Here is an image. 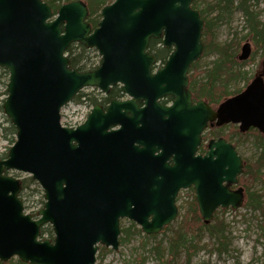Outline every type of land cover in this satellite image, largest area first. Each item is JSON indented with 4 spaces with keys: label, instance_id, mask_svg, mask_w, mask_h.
<instances>
[{
    "label": "water",
    "instance_id": "water-1",
    "mask_svg": "<svg viewBox=\"0 0 264 264\" xmlns=\"http://www.w3.org/2000/svg\"><path fill=\"white\" fill-rule=\"evenodd\" d=\"M193 0H114L101 8L94 28L81 0L53 14L43 0H0V67L8 71L4 114L16 140L0 159V261L95 264L99 245L118 248L120 219L156 234L177 215L180 189L192 187L198 212L212 220L218 208L238 209L236 186L243 159L223 137L198 152L207 126L226 123L264 134V61L239 93L212 108L191 100L188 72L202 54L204 20ZM172 48L153 72L151 39ZM73 43L95 48L93 70L69 66ZM251 53L249 42L239 60ZM120 84L127 100L95 105L76 128L62 126L60 108L86 86L107 93ZM171 95V105L158 100ZM144 105L139 106L138 100ZM29 174L43 190L39 217L23 213L21 181ZM50 224L53 240L40 239Z\"/></svg>",
    "mask_w": 264,
    "mask_h": 264
},
{
    "label": "rangeland",
    "instance_id": "rangeland-1",
    "mask_svg": "<svg viewBox=\"0 0 264 264\" xmlns=\"http://www.w3.org/2000/svg\"><path fill=\"white\" fill-rule=\"evenodd\" d=\"M69 1L70 0H60V3ZM197 1L198 10L216 5V0ZM110 2L111 0H105V4H109ZM247 5L249 9L255 13L259 21L264 20V0H249ZM99 13L100 9L96 11V14ZM216 13L217 11L213 10L212 12H208L207 10L203 16L210 21V34L214 44L220 46L232 44V49L235 51V53L232 52V54H234L235 61L240 64V66H236V68L238 67L236 70L240 69V71L244 72V78L235 79L234 82H231V84L228 85V91L231 92L240 89L239 92H241L248 81H251L255 74L262 69L264 51L254 43L250 34L244 38V35L249 33V26L243 11L237 7L236 2L230 15H223L219 19H214ZM99 18L100 17L97 19ZM89 19L90 18H87L88 21ZM204 38L207 40V37L202 35V41H204ZM245 42H249L251 45V54L248 59L240 61L237 56L241 53V47ZM160 46L161 44L158 42L154 44V48ZM152 50H154L153 47ZM87 55L92 61V66H97L99 58L95 56V51ZM217 57L218 55L212 52L201 55V57L194 62L193 65H195L194 67L198 70V75L201 72L200 77L203 71L211 67L212 62L216 60ZM193 73L194 69L191 67L189 75ZM198 77L199 76H197V78ZM7 81L8 73L5 72L4 68L0 67V105H2L6 97L4 91L6 90ZM87 95L88 100H85L81 106L69 103L68 106L63 108L62 115L65 116L61 120L64 125L67 124L69 127H74L83 123L88 113L91 111L92 105L97 102L101 103L102 101V99H100L101 94L95 91H88ZM229 95H232V93ZM228 97L230 96L225 95L219 97L215 95L212 100L207 97L201 99H204L208 103L212 102L209 104L216 108ZM75 110H77V112L73 115L76 117L70 116L69 114ZM7 121H9V119L5 116L4 112L0 110V159L5 158L9 148L13 144L11 139L13 137L11 135H8L9 137L3 136L4 131L2 128L3 126H7ZM238 129V124L233 123L223 126L213 125L207 127L202 135L204 142L203 149L206 148L205 145L211 138L215 139L221 136L236 145L237 152L244 161H254L259 154V150L256 147L255 134L253 132L258 131L256 129H254V131L253 129H249L247 132L241 133ZM6 174L22 181L20 196L23 200L25 210L33 214V216H38V211L43 207L44 203L43 190L40 185L35 182V180H31V176L27 173L9 170ZM238 185L245 188L244 183L239 182ZM247 190L246 199L248 200L250 199L249 193H253V197L256 193L264 194V175H261L258 180L251 183ZM194 197L195 192L192 188L181 190L177 196L178 200L176 201L178 207L180 206L176 219L168 226H165L168 227V229H164L165 227H163L162 230L155 235H146L133 221L126 218L121 219L120 230L122 232H120L119 235L120 243L118 248L114 250L111 247L99 245L96 252L95 264H161L163 263V259H169L168 257L170 255L167 249L168 238L172 236L173 231L179 228L182 218L185 217L184 214L188 211V206H191L192 202L195 200ZM262 200H264V197ZM261 205L263 211L261 209L252 210L245 206L238 209L218 208L214 212L213 218L209 223L213 224L216 220L223 221L227 233V250L219 253L216 250L217 244H214L213 239L209 238L206 233H203L199 240H193V244H197L199 249L192 255L189 264H264V202H262ZM200 220L203 223V220ZM136 229H139V232H136ZM121 237H125L123 242L120 240ZM41 238L50 239L47 233L41 235ZM50 240L52 241L53 239ZM157 251H160V254ZM16 259V257H13L6 262L0 261V264H11V262L13 263ZM185 260V252L181 251L178 261L180 264H184Z\"/></svg>",
    "mask_w": 264,
    "mask_h": 264
},
{
    "label": "trees",
    "instance_id": "trees-1",
    "mask_svg": "<svg viewBox=\"0 0 264 264\" xmlns=\"http://www.w3.org/2000/svg\"><path fill=\"white\" fill-rule=\"evenodd\" d=\"M48 4L51 5L53 11L55 12L57 8V2L60 0H44ZM87 3L89 14H90V23L95 26L98 21V17L100 14H96V11L99 10L102 5H105V0H84ZM112 1V0H111ZM249 0H216V5L208 6L205 9L199 10L202 18L204 19V28L202 31V35L207 37V40L204 38V51L202 55H206L212 52H215L218 57L216 60L212 62L211 67L207 70L203 71L202 76L201 72L198 75V70L192 65L194 69V73L190 75V89L195 98H203L207 97L209 99H213L215 95L221 96H231L238 93L240 89H236L234 91H228V85L231 82H234L235 79H243L244 72L240 71V69L236 70V66L240 64L237 63L234 59L235 51L232 49V44L225 45H216L212 42L211 34H210V21L205 19L203 14L205 12L217 11L214 19H219L222 15H230L232 9L235 7V2L237 3V7L241 9L246 17V21L249 26V33L244 35V38L249 34L252 37L254 43L262 48L264 51V20L259 21L255 16V13L249 9L247 5ZM192 7H198V1L193 0ZM212 10V11H211ZM158 41L152 40L150 43V49L155 53V56L158 60H162L167 54V50L162 47L154 48V44ZM90 52H94V50L85 48L83 45H73L67 49V54L69 57V66L77 69L78 71H86L95 68L96 66H92V61L90 60L89 54ZM95 56L98 55L95 52ZM99 62V60L97 61ZM7 72V71H5ZM197 76H199L197 78ZM121 93L120 88L113 87L111 88L110 94L111 96H116ZM4 94H7L6 90ZM95 102V101H94ZM212 103V102H209ZM0 110H2V105H0ZM7 126H3V131L5 137L11 135L13 138L12 143L15 141L14 136L16 134L15 127L10 123V121L6 122ZM251 131V130H250ZM254 131V130H253ZM255 134V144L259 150V154L254 161H244L243 173L239 176V182L245 184L244 191L247 195V188L249 189V185L258 180L261 175H264V136L259 132H253ZM9 137V136H8ZM231 137V136H230ZM201 150H203L201 148ZM5 156V155H3ZM6 157V156H5ZM33 180V179H31ZM248 181V184H247ZM250 183V184H249ZM256 193V192H255ZM250 194V199H246L244 204L245 207L251 208L252 210H262V202H264L263 197L264 194H255L253 197V193ZM43 203V201H42ZM180 207V206H179ZM188 210V211H187ZM185 217L182 218L181 224L179 228L173 231L172 236L168 238L167 249L169 252V259H163V263L161 264H180L178 261L179 254L181 251L185 252L184 264H189L192 255L199 249L197 244H193V240H199L203 233H206L209 238L213 239L214 244H217L216 250L221 253L227 250V233L225 229V225L223 221H215V223L204 224L201 222V217L197 213V206L195 200L192 202V205L188 206ZM164 229H168L165 227ZM122 232V231H121ZM136 232H139V229H136ZM47 233L50 239H53V232L50 225H46L41 228V235ZM126 237V234H125ZM125 237H121L120 240L123 242ZM160 254V251H157ZM11 264H28L19 259H16Z\"/></svg>",
    "mask_w": 264,
    "mask_h": 264
},
{
    "label": "flooded vegetation",
    "instance_id": "flooded-vegetation-1",
    "mask_svg": "<svg viewBox=\"0 0 264 264\" xmlns=\"http://www.w3.org/2000/svg\"><path fill=\"white\" fill-rule=\"evenodd\" d=\"M116 88H118L119 86H115ZM111 91V90H110ZM110 91L107 93V94H104V95H101L100 99H102L100 105L103 107V108H106V106L110 103L111 100L113 99H118V100H125V99H129L127 96H125L123 93H120L116 96H111L109 95L110 94ZM191 100L193 103H195L197 100H199V98H195L192 91H191ZM173 101V97L170 96V95H167V96H164V97H161L158 102L159 104L161 105H169L171 104ZM138 104L139 106H143L144 103H143V100L139 99L138 101ZM236 147V146H235ZM21 197V196H20Z\"/></svg>",
    "mask_w": 264,
    "mask_h": 264
},
{
    "label": "bare ground",
    "instance_id": "bare-ground-1",
    "mask_svg": "<svg viewBox=\"0 0 264 264\" xmlns=\"http://www.w3.org/2000/svg\"><path fill=\"white\" fill-rule=\"evenodd\" d=\"M248 4V3H247ZM223 16V15H222ZM222 16H220V18L222 17ZM202 17V16H201ZM100 103V102H99Z\"/></svg>",
    "mask_w": 264,
    "mask_h": 264
}]
</instances>
